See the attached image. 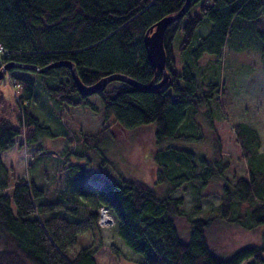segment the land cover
<instances>
[{
	"label": "trees",
	"instance_id": "trees-1",
	"mask_svg": "<svg viewBox=\"0 0 264 264\" xmlns=\"http://www.w3.org/2000/svg\"><path fill=\"white\" fill-rule=\"evenodd\" d=\"M186 2L0 0V46L4 49L0 68L9 65L5 74L20 85L14 104L7 103L0 87V264H98L103 207L113 215L127 246L141 255L138 264H264L260 132L246 122L233 123L246 166L243 174L232 170L229 175L230 161L213 123L214 113L222 115V111L218 102L216 111L212 106L226 87L201 81L193 68L205 53L219 56L234 38L247 40L245 31L260 21L264 0H189L183 16L165 32L169 77L154 90L113 80L89 95L79 91L67 65L44 72L14 65L42 68L71 62L85 85L113 73L142 83L159 82L162 74L147 57L145 34L162 17L182 10ZM202 27L207 31L201 33ZM179 31V49L188 59L176 70L174 41ZM261 57L264 62V46ZM91 95L102 102L103 120L98 132L86 140L100 142L105 130L115 125L127 130L150 125L156 144L154 181L118 174L90 191L84 179L67 178L60 197L44 201L46 190L34 177H15L3 153L17 144L18 137H23L22 145L43 148L41 135L50 133V125L37 114V103L43 98L48 99L53 121L61 128L59 117L65 107L70 111L69 106L96 108ZM199 115L206 126L198 122ZM205 140L211 141L210 152L186 144ZM187 187L193 200L188 210L184 196L174 195ZM211 195H217L219 203L207 209L201 201ZM219 222L260 231V240L222 254L209 238ZM179 223L185 224L184 229ZM86 233L92 235L91 243L82 242ZM112 249L119 251L115 245Z\"/></svg>",
	"mask_w": 264,
	"mask_h": 264
},
{
	"label": "rangeland",
	"instance_id": "rangeland-1",
	"mask_svg": "<svg viewBox=\"0 0 264 264\" xmlns=\"http://www.w3.org/2000/svg\"><path fill=\"white\" fill-rule=\"evenodd\" d=\"M251 24L252 26L245 31L247 40L234 38L233 42L227 43L221 55L205 53L198 63L193 65L201 81L216 82L219 86L226 87L224 96L222 93L219 94L212 106L216 111L218 102V107L222 111V115L214 113L213 123L219 134L225 158L230 161L229 175L232 170L243 174L246 166L235 139L233 123L246 122L258 129L262 138L260 150L264 152V62L261 57V49L264 46V13L260 21ZM200 31L204 33L207 28L202 27ZM181 39L182 32L179 31L174 41L177 62L173 68L176 70H179L183 61L188 59L180 52ZM25 75L37 77L31 73ZM13 82L8 74L0 80V87L9 104L15 103L14 94L20 89L14 86ZM37 85L39 88L40 85ZM89 99L96 108L92 105L78 108L69 106L72 108L70 111L64 106L65 109L59 117L62 127L59 128L53 121L54 116L50 113L48 99L43 98L37 103L39 107L37 114L50 125V133L44 132L41 135L43 148L38 144L22 145L23 137H18L17 144L3 153V159L15 177H34L46 190L44 201L58 199L67 178L84 179L85 188L90 191L96 190L101 180L118 174L133 175L151 184L154 181L156 144L152 127L148 125L127 130L115 125L105 130L104 136H100V142L96 140L88 142L86 139L98 132L103 120L100 98L91 95ZM197 120L206 126L202 116L199 115ZM166 144L168 142L164 143ZM186 144L197 151L201 149L210 152L211 141H192ZM174 195L184 196V208L190 209L193 202L190 188L178 189ZM218 203L217 195H211L201 201V205L207 209L215 207ZM103 211L108 210L103 208ZM109 216L113 222L102 225L103 245L96 253L98 264H137V261L142 259L141 255L132 252L127 246L118 234L110 212ZM179 227L184 229L185 224L179 223ZM84 235L79 237L80 239L85 237L82 242L91 243L92 235L90 233ZM260 237V231H246L234 224L222 222L214 227L209 236L214 249L222 254H229L243 245L259 242ZM112 245L119 247V251L114 252Z\"/></svg>",
	"mask_w": 264,
	"mask_h": 264
},
{
	"label": "water",
	"instance_id": "water-1",
	"mask_svg": "<svg viewBox=\"0 0 264 264\" xmlns=\"http://www.w3.org/2000/svg\"><path fill=\"white\" fill-rule=\"evenodd\" d=\"M188 4H189V0H187L185 6L179 12L164 16L161 19H159L155 23V25L152 26L150 30L147 31V33L145 34L144 43H145V47L147 50V57L149 61L151 62V64L153 65V67L158 69L162 74V79L159 82L142 83L124 74L113 73L106 77L101 78L100 80H98L96 83L92 85H85L80 80V77L78 75L75 65L71 62H66V61L55 62V63H52L42 68L35 66V65H25V64H20V63H16L14 65L18 67H22V68L35 69L39 72H44L54 66H58L62 64L67 65L71 68L73 79L75 80V83L79 91L89 94V95L97 93L99 90L104 88L109 82L113 80L123 81V82L129 83L131 85H134L136 87L143 88V89L154 90V89L160 88L166 83L169 77V71L166 66L167 54H166V50L164 47V36H165L166 29L176 18L183 16ZM8 67L9 65H5L0 68V80L4 77L5 71L7 70ZM108 221L111 222L112 218L108 217Z\"/></svg>",
	"mask_w": 264,
	"mask_h": 264
},
{
	"label": "built area",
	"instance_id": "built-area-1",
	"mask_svg": "<svg viewBox=\"0 0 264 264\" xmlns=\"http://www.w3.org/2000/svg\"><path fill=\"white\" fill-rule=\"evenodd\" d=\"M3 51H4L3 47L0 46V54H2ZM18 86H19V85H18ZM102 210H103V208H102ZM108 217H109V216H108ZM108 217H104V216L101 217L100 222H101L102 225H104V224L107 225V224L110 223V222L108 221Z\"/></svg>",
	"mask_w": 264,
	"mask_h": 264
},
{
	"label": "bare ground",
	"instance_id": "bare-ground-1",
	"mask_svg": "<svg viewBox=\"0 0 264 264\" xmlns=\"http://www.w3.org/2000/svg\"><path fill=\"white\" fill-rule=\"evenodd\" d=\"M167 30V29H166ZM165 47V46H164ZM166 50V49H165ZM103 216L104 217H108L109 216V212L108 211H103ZM137 264H138V262H137Z\"/></svg>",
	"mask_w": 264,
	"mask_h": 264
}]
</instances>
